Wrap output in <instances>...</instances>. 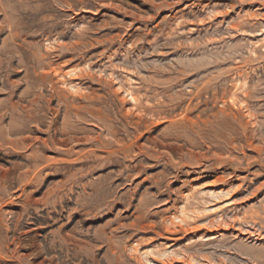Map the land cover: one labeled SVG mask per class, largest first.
Wrapping results in <instances>:
<instances>
[{
  "label": "rangeland",
  "instance_id": "rangeland-1",
  "mask_svg": "<svg viewBox=\"0 0 264 264\" xmlns=\"http://www.w3.org/2000/svg\"><path fill=\"white\" fill-rule=\"evenodd\" d=\"M0 264H264V0H0Z\"/></svg>",
  "mask_w": 264,
  "mask_h": 264
}]
</instances>
